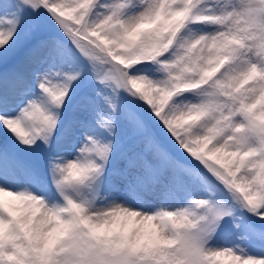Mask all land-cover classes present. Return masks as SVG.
<instances>
[{
  "label": "snow or ice",
  "instance_id": "6c2138e0",
  "mask_svg": "<svg viewBox=\"0 0 264 264\" xmlns=\"http://www.w3.org/2000/svg\"><path fill=\"white\" fill-rule=\"evenodd\" d=\"M0 264H264V0H0Z\"/></svg>",
  "mask_w": 264,
  "mask_h": 264
}]
</instances>
